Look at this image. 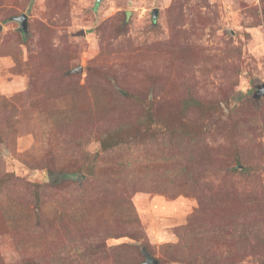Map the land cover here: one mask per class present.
I'll use <instances>...</instances> for the list:
<instances>
[{
    "label": "rangeland",
    "instance_id": "1",
    "mask_svg": "<svg viewBox=\"0 0 264 264\" xmlns=\"http://www.w3.org/2000/svg\"><path fill=\"white\" fill-rule=\"evenodd\" d=\"M187 96L218 112H183ZM145 108L170 135L101 153ZM143 248L264 264V0H0V264Z\"/></svg>",
    "mask_w": 264,
    "mask_h": 264
},
{
    "label": "trees",
    "instance_id": "2",
    "mask_svg": "<svg viewBox=\"0 0 264 264\" xmlns=\"http://www.w3.org/2000/svg\"><path fill=\"white\" fill-rule=\"evenodd\" d=\"M218 108L219 106L217 105H206L192 96H187L181 102V110L183 112H187L190 109H196L202 113L209 112L215 114L218 112ZM61 116L63 121L68 120L67 117H64V114ZM167 118L169 117H165L164 119L155 117L152 110L145 108L144 113L138 117L134 123H121L112 129L102 132L98 137L100 152L103 154H108L113 150L128 146L130 144L145 141L148 138H155L157 133H154L150 130L154 123H159L162 125L164 132L169 130L170 135L172 127L170 123L165 121ZM186 136L193 145L198 143L195 137H190L188 134H186ZM100 249L103 254H106L105 245H100Z\"/></svg>",
    "mask_w": 264,
    "mask_h": 264
},
{
    "label": "water",
    "instance_id": "3",
    "mask_svg": "<svg viewBox=\"0 0 264 264\" xmlns=\"http://www.w3.org/2000/svg\"><path fill=\"white\" fill-rule=\"evenodd\" d=\"M101 1L102 0H96V5H98ZM157 15H158V10L157 9L153 10V12H152L153 20L156 19ZM17 21L20 23V31L24 33L26 31V28H27L26 17L21 16V17L17 18ZM81 70H82L81 67H78V68L72 70V73H79V72H81ZM141 255L145 259V261L142 264H158L157 260L153 259L151 257V255L144 248L141 250Z\"/></svg>",
    "mask_w": 264,
    "mask_h": 264
}]
</instances>
